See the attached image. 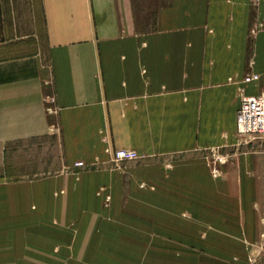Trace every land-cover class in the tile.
Wrapping results in <instances>:
<instances>
[{
    "label": "crops",
    "instance_id": "0c3cea01",
    "mask_svg": "<svg viewBox=\"0 0 264 264\" xmlns=\"http://www.w3.org/2000/svg\"><path fill=\"white\" fill-rule=\"evenodd\" d=\"M36 2L26 34L18 10H0V178L6 154L21 144L48 154L57 143L62 168L116 149L166 156L240 144L241 89L264 93V30L250 34L261 25L264 0ZM251 74L261 80L243 84ZM237 159L229 173L239 176L238 205L252 210V221L261 219L264 154ZM93 173L100 174L82 172L77 183L63 175L0 184V236L35 204L44 213L47 205L85 202L100 184L89 181ZM61 189L67 196L54 197ZM249 250L240 244V251L217 249L205 261L182 264H249ZM236 253L245 256L238 263Z\"/></svg>",
    "mask_w": 264,
    "mask_h": 264
},
{
    "label": "rangeland",
    "instance_id": "374dc122",
    "mask_svg": "<svg viewBox=\"0 0 264 264\" xmlns=\"http://www.w3.org/2000/svg\"><path fill=\"white\" fill-rule=\"evenodd\" d=\"M37 4L36 0H0V10H18L21 34H26L32 30L31 13ZM9 17L6 14V24ZM261 21L252 36L264 30V16ZM238 140L235 146L202 148L195 154H137V159L124 162H114L113 154H105V159L91 164L82 162V168L76 163L62 168L55 142L48 154H33L34 144H21L6 154L7 175L0 184L63 175H73L77 183L82 172H100L92 174L96 181L89 180L100 184L85 202L76 200L73 208L47 205L43 213L37 204L32 206L16 228L2 231L6 236H0V260L5 261L0 264H182L205 261L214 257L206 253L217 249L240 251V244L250 248L246 259L253 264L257 255L264 254V216L253 221L246 216L252 210L245 203L238 205L243 201L239 176L229 170L239 154H264V134ZM60 196L67 192L61 189L54 194ZM257 230L262 234L254 237ZM246 235L256 238L255 243ZM231 257L238 263L245 256Z\"/></svg>",
    "mask_w": 264,
    "mask_h": 264
},
{
    "label": "built area",
    "instance_id": "2783aa9c",
    "mask_svg": "<svg viewBox=\"0 0 264 264\" xmlns=\"http://www.w3.org/2000/svg\"><path fill=\"white\" fill-rule=\"evenodd\" d=\"M261 80L258 74H251L242 82L245 85L254 84ZM237 134L250 137L264 134V93L258 96H248L241 89V104L237 115ZM114 162L132 161L138 158L134 150L118 149L111 152ZM84 163L78 162L76 168H82Z\"/></svg>",
    "mask_w": 264,
    "mask_h": 264
}]
</instances>
